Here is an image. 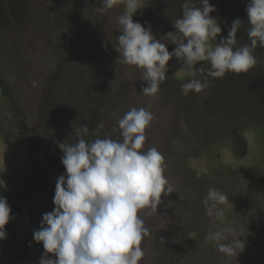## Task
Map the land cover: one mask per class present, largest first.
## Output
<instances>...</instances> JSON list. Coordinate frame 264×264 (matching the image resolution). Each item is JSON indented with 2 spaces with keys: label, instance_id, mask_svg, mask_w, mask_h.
I'll return each mask as SVG.
<instances>
[{
  "label": "rangeland",
  "instance_id": "rangeland-1",
  "mask_svg": "<svg viewBox=\"0 0 264 264\" xmlns=\"http://www.w3.org/2000/svg\"><path fill=\"white\" fill-rule=\"evenodd\" d=\"M183 2L143 0L133 21L150 25L171 52L176 45L165 37ZM209 2L222 29L217 41L239 18L237 46L247 43L248 0ZM101 7L100 0H0V195L12 217L0 240V264H39L44 249L33 230L54 209L56 180L66 171L58 143L74 142L75 128L91 131L99 122L101 138L120 140L118 120L133 107L153 113L144 149L163 154L174 189L144 217L150 236L140 264H264V47L257 46V63L246 74L210 78L207 63H198L204 73L196 78L211 85L187 96L181 87L192 75L172 58L159 92L148 97L140 73L119 64L113 47L124 5L94 11ZM209 188L229 198L223 222L205 215ZM224 227L242 236L238 257L205 240Z\"/></svg>",
  "mask_w": 264,
  "mask_h": 264
},
{
  "label": "clouds",
  "instance_id": "clouds-1",
  "mask_svg": "<svg viewBox=\"0 0 264 264\" xmlns=\"http://www.w3.org/2000/svg\"><path fill=\"white\" fill-rule=\"evenodd\" d=\"M100 2L102 7L94 11L124 5L116 17L121 34L113 47L119 53V64L140 73L146 82L142 94L148 97L159 92L172 58L192 75L181 87L182 95L187 96L210 88L211 80L196 78V72L204 73V63L196 68L198 63H207L210 78L246 74L257 63L255 49L264 47V0H248V42L242 46H237V32L242 27L239 18L232 22L227 37L217 41L222 29L210 15L215 6L209 0H199L200 6L184 0L182 15L173 24L175 30L165 37L176 45L171 52L167 43L153 35L150 25L133 21L144 7L143 0ZM126 75L131 79L133 74ZM153 120L148 108L133 107L118 120L120 140L110 135L101 138L104 124L99 122L91 131L86 125L75 128L74 142L58 143L66 171L56 180L54 209L43 214L39 229L33 230L34 240L44 249L39 264H140L145 255L142 242L150 236L144 217L157 212L162 195L174 192L165 174L163 154L156 147L144 149L146 130ZM89 135L97 138L85 139ZM0 186H5L2 179ZM228 199L218 189L209 188L203 200L205 215L223 222ZM10 213L6 197L0 195V240L7 238ZM241 237L235 227H224L209 231L205 240L224 256L238 257L245 248Z\"/></svg>",
  "mask_w": 264,
  "mask_h": 264
}]
</instances>
